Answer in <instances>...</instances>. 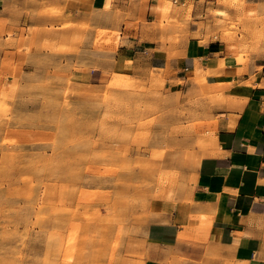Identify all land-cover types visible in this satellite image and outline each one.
I'll return each instance as SVG.
<instances>
[{
	"label": "rangeland",
	"instance_id": "374dc122",
	"mask_svg": "<svg viewBox=\"0 0 264 264\" xmlns=\"http://www.w3.org/2000/svg\"><path fill=\"white\" fill-rule=\"evenodd\" d=\"M200 3L198 17L186 20L177 0L156 6V24L167 29L159 43L175 51L193 21L206 41L225 40L246 64L264 55V0ZM34 12L40 22L31 28L43 34L42 49L64 57L41 76L21 74L13 88L0 86V264H142L151 201L175 200L195 182L194 160L212 142L223 99L204 76L194 84L178 79L174 88L160 70L146 76L119 71L115 24L83 23L82 30L95 31L87 43L88 31L71 30L62 10L47 5ZM109 12L115 19L119 13L115 4ZM3 27L0 76L8 67L16 75L23 65L7 43L16 41L23 52L32 38L25 28ZM84 53L85 60L104 55L109 61L93 84L71 78L72 66L86 65L79 60Z\"/></svg>",
	"mask_w": 264,
	"mask_h": 264
},
{
	"label": "crops",
	"instance_id": "0c3cea01",
	"mask_svg": "<svg viewBox=\"0 0 264 264\" xmlns=\"http://www.w3.org/2000/svg\"><path fill=\"white\" fill-rule=\"evenodd\" d=\"M165 1L0 0L4 31L25 28V35L32 38L23 52L17 51L16 41L7 43L9 55L23 66L16 75L5 68L0 86L13 88L21 74L41 76L64 57L45 53L39 42L43 34L31 28L40 22L34 10L47 5L63 11L71 30L86 32L93 26H118L121 32L114 67L122 73L146 76L154 69L160 70L173 79L167 85L174 88L178 87V79L189 78L194 84V78L204 76L211 92L223 99L213 123L214 140L203 155L195 158L196 180L186 192L175 200L151 201L144 227L142 264H264V55L246 64L228 51L225 40L206 41L204 32L199 33L193 21L189 22V34L175 42L178 53L169 51L165 48L167 42L158 41L167 29L156 24V6ZM177 1L184 6L180 13L184 20L189 14L198 17L202 10L201 0ZM114 4L119 11L116 19L109 12ZM191 5L194 9L190 13ZM126 19L133 25L129 26ZM83 23L91 28L82 30ZM94 33L87 32V43ZM60 35L56 28L53 36ZM8 39L6 34L3 41ZM4 56L5 51L0 52V59ZM103 56L93 61L85 60L89 58L87 53L81 55L79 60L86 61V65L79 63L70 68L73 81L95 83L94 79L109 65ZM68 57L76 61L75 56ZM94 62L100 67L87 66Z\"/></svg>",
	"mask_w": 264,
	"mask_h": 264
},
{
	"label": "bare ground",
	"instance_id": "6f19581e",
	"mask_svg": "<svg viewBox=\"0 0 264 264\" xmlns=\"http://www.w3.org/2000/svg\"><path fill=\"white\" fill-rule=\"evenodd\" d=\"M117 40H118V39H117ZM117 40L115 41V43L118 42ZM197 74L200 75V72L198 71ZM212 140H214V139H212ZM210 145H211V144H210Z\"/></svg>",
	"mask_w": 264,
	"mask_h": 264
}]
</instances>
